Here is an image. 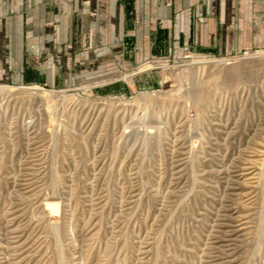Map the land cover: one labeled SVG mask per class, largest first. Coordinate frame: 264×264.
Listing matches in <instances>:
<instances>
[{"label": "rangeland", "instance_id": "374dc122", "mask_svg": "<svg viewBox=\"0 0 264 264\" xmlns=\"http://www.w3.org/2000/svg\"><path fill=\"white\" fill-rule=\"evenodd\" d=\"M115 38L0 81V264H264V43Z\"/></svg>", "mask_w": 264, "mask_h": 264}, {"label": "crops", "instance_id": "0c3cea01", "mask_svg": "<svg viewBox=\"0 0 264 264\" xmlns=\"http://www.w3.org/2000/svg\"><path fill=\"white\" fill-rule=\"evenodd\" d=\"M122 30L144 50L227 51L245 36L263 44L264 0H0V81H52L71 46L101 45L100 36L112 45Z\"/></svg>", "mask_w": 264, "mask_h": 264}, {"label": "bare ground", "instance_id": "6f19581e", "mask_svg": "<svg viewBox=\"0 0 264 264\" xmlns=\"http://www.w3.org/2000/svg\"><path fill=\"white\" fill-rule=\"evenodd\" d=\"M31 88H35L34 86H32Z\"/></svg>", "mask_w": 264, "mask_h": 264}]
</instances>
